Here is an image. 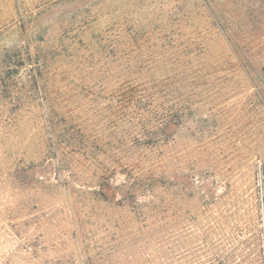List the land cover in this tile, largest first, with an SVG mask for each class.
<instances>
[{"label":"rangeland","instance_id":"rangeland-1","mask_svg":"<svg viewBox=\"0 0 264 264\" xmlns=\"http://www.w3.org/2000/svg\"><path fill=\"white\" fill-rule=\"evenodd\" d=\"M0 264H264V0H0Z\"/></svg>","mask_w":264,"mask_h":264}]
</instances>
